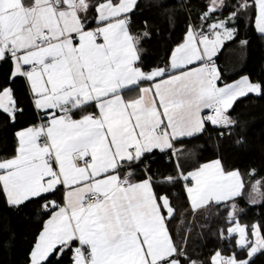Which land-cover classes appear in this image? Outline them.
Wrapping results in <instances>:
<instances>
[{"label":"snow or ice","instance_id":"obj_1","mask_svg":"<svg viewBox=\"0 0 264 264\" xmlns=\"http://www.w3.org/2000/svg\"><path fill=\"white\" fill-rule=\"evenodd\" d=\"M138 3L0 0V67L8 65L0 78V114L11 124L24 114L12 86L22 79L33 107L47 117L17 130L15 154L0 159L6 203L19 209L42 200L49 214L28 264H61L69 253L68 264H203L189 256L187 236L176 243L169 224L177 209L167 192H157L181 181L192 214L227 209L228 226L219 236L235 238L246 253L241 258L218 250L209 264H252L264 255V225L239 222L243 174L227 169L219 157L187 170L185 156L194 150L184 140L202 135L209 124L234 126V103L264 95V81L249 76L219 87L214 59L237 39V20L251 9L264 38V0H208L201 23L188 24L168 64L148 71L141 47L151 36L148 21L144 30H133ZM226 7L233 10L213 18ZM157 151L173 165L171 173L151 172L148 159ZM61 189L62 203L48 199ZM247 202L264 204V177L252 184Z\"/></svg>","mask_w":264,"mask_h":264},{"label":"trees","instance_id":"obj_2","mask_svg":"<svg viewBox=\"0 0 264 264\" xmlns=\"http://www.w3.org/2000/svg\"><path fill=\"white\" fill-rule=\"evenodd\" d=\"M235 2L236 0H226V3L233 5ZM207 3L208 0H139L132 16L133 30H144L143 22L147 20L148 31L151 33V36L141 43L145 50L142 54V67L145 71L168 64L170 53L183 41L188 24H200L198 16L206 10ZM232 10L231 7H226L222 13L214 14L213 18L222 19ZM90 15H94V12ZM254 22L255 15L252 10L237 20V39L228 42L217 59L222 84H228L243 76H249L253 82L264 81V38L255 30ZM243 39L249 41L245 47L239 43ZM239 50H245L246 57L239 67H235L233 53ZM7 73L8 65L5 64L0 67V78H6ZM12 86L16 90L15 96L19 105L24 108V114L18 116L15 124L8 123L7 117L0 114V159L15 154L14 133L17 130L38 124L40 118L44 119L43 114L33 107L24 81L17 79ZM229 114L236 121L234 126L229 127L230 134L219 138L217 132L224 129L209 124L205 133L195 139L184 140V145L187 150H194V154H190L194 160L190 169L219 157L227 169L240 170L246 182V190L256 180L264 177V95H249L238 99ZM150 158H153L150 162L151 172H172L173 165L167 162L165 154L155 153ZM252 169H255L257 174L249 177L248 173ZM136 175L142 177L143 173L137 170ZM155 178L159 179V176ZM157 192H167L176 207V216L169 224L171 234L177 244L182 243V237H188L187 252L192 259L209 264L211 255L218 250L224 256L236 252L241 258L245 257L246 253L236 248L235 238L225 240L219 236L220 231L228 226L225 219L227 209L224 206L192 214L183 181L170 188L158 187ZM48 199L62 201L61 193L49 196ZM43 202L34 200L16 209L10 207L4 195L0 193V264H28L36 238L43 228L44 221L49 218V214L40 207ZM237 202L239 208L243 209L238 217L241 224L264 225V204H249L245 196ZM68 255L61 264H68ZM252 264H264V255L257 254Z\"/></svg>","mask_w":264,"mask_h":264},{"label":"rangeland","instance_id":"obj_3","mask_svg":"<svg viewBox=\"0 0 264 264\" xmlns=\"http://www.w3.org/2000/svg\"><path fill=\"white\" fill-rule=\"evenodd\" d=\"M233 54H234V57H235V60H236V61H234V62H236V66H235V67H239V66L241 65V63H243V61L245 60V57H246L245 50H239V51H237V52H235V53H233ZM241 78H242V77H240L239 79H237V80H235V81H233V82H230V83H228V84H233L234 82L240 80ZM217 84H218L219 87H223L224 85H226V84H222V83H221V79H220L219 81H217ZM249 95L257 96V95H255V94H249ZM249 95H248V96H249ZM241 98H243V97H241ZM239 99H240V98H239ZM229 110H230V109H229ZM193 161H194V160H193V157H191L190 154L186 155V156H185V167H187V165L189 166V164H191ZM244 192H245V197H246L247 200H248V194L251 192V186L248 187V188H246V190H245ZM253 196H255L254 193H253ZM257 198H258V197H257Z\"/></svg>","mask_w":264,"mask_h":264},{"label":"crops","instance_id":"obj_4","mask_svg":"<svg viewBox=\"0 0 264 264\" xmlns=\"http://www.w3.org/2000/svg\"><path fill=\"white\" fill-rule=\"evenodd\" d=\"M252 10V12H253V14L255 13V9H251ZM136 12V10L134 11V13ZM133 13V14H134ZM90 26H95L94 25V22L90 25ZM254 26H255V22H254ZM228 43V42H227ZM226 43V44H227ZM225 44V45H226ZM225 47V46H224ZM224 49V48H223ZM222 49V50H223ZM222 52V51H221ZM221 52L219 53V55H218V57L220 56V54H221ZM218 57H216V58H214L215 59V61H216V64L218 65V67H219V64H218V61H217V59H218ZM141 86H147L146 84H143V85H141ZM137 92H138V89L136 90V92H133V93H129V95H136L137 94ZM88 111H94V108H89L88 109ZM207 110H204V112L202 113V115H204L205 114V112H206ZM37 112H39V113H41V114H43V118L44 119H47V117H46V115L43 113V112H40V111H38L37 110ZM81 115V113H79V112H77V113H75V116H74V118H79V116ZM156 153H160L159 151H157ZM193 164V162L191 163V164H189V166L187 165V167H186V169L187 170H192V168L190 169V166ZM245 191V190H244ZM60 193H61V197L63 198V189H61L60 191H59ZM60 203H62L63 202V199H62V201H59Z\"/></svg>","mask_w":264,"mask_h":264},{"label":"built area","instance_id":"obj_5","mask_svg":"<svg viewBox=\"0 0 264 264\" xmlns=\"http://www.w3.org/2000/svg\"><path fill=\"white\" fill-rule=\"evenodd\" d=\"M179 1L182 2V1H186V0H179ZM199 23H201V21H200ZM207 114H208V110L205 112L204 115H207ZM41 121H42V119L40 118L38 124H39ZM220 132H223L224 135L221 136V135H220ZM230 132H231V130H230L229 128H227V129H224V130H221V131L217 132V136H218L219 138H224L227 134H230ZM152 159H153V158L148 159L149 167H150V162H151Z\"/></svg>","mask_w":264,"mask_h":264}]
</instances>
